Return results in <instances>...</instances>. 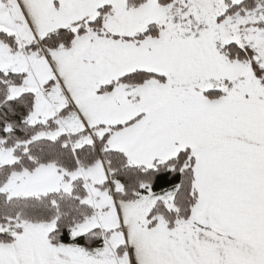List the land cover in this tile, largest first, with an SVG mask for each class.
<instances>
[{"label": "snow or ice", "instance_id": "obj_1", "mask_svg": "<svg viewBox=\"0 0 264 264\" xmlns=\"http://www.w3.org/2000/svg\"><path fill=\"white\" fill-rule=\"evenodd\" d=\"M0 264H264V0H0Z\"/></svg>", "mask_w": 264, "mask_h": 264}]
</instances>
